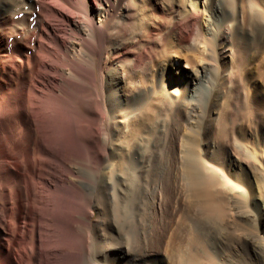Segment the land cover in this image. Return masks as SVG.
I'll list each match as a JSON object with an SVG mask.
<instances>
[{
  "label": "bare ground",
  "instance_id": "6f19581e",
  "mask_svg": "<svg viewBox=\"0 0 264 264\" xmlns=\"http://www.w3.org/2000/svg\"><path fill=\"white\" fill-rule=\"evenodd\" d=\"M42 1L0 0V264H129L120 247L109 245L108 226L94 235L90 178L106 164L101 194L111 184L115 199L120 176L113 170L136 169L142 161L100 155L96 162L93 156L157 147L171 154L163 164L144 158L147 169L141 171L147 176L161 168L163 174L149 179L155 206L163 195L171 197L169 264H264V134L259 140L236 131L231 120L216 134L192 130L196 117H205L195 105L202 95L219 100L224 94L218 46L230 52L223 22L233 18L235 0H46L49 7ZM244 8L252 26L264 24V0H246ZM55 19L65 23L69 41L49 32ZM108 22L111 33L105 31ZM234 62L230 80L238 78ZM97 65L106 91L100 99ZM125 72L126 92L119 90ZM241 90L247 91L245 83ZM252 119L248 107L246 121ZM54 173L63 176L62 184L45 181ZM228 175L245 178L246 187L238 192L243 202L235 199L231 224L213 198L214 185L228 183ZM180 192L194 215L180 212ZM247 201L256 211L251 232H258L260 242L252 256L239 247L251 213L244 211ZM141 244L132 249L150 259L151 244L144 238ZM157 258L150 260L157 264Z\"/></svg>",
  "mask_w": 264,
  "mask_h": 264
},
{
  "label": "rangeland",
  "instance_id": "374dc122",
  "mask_svg": "<svg viewBox=\"0 0 264 264\" xmlns=\"http://www.w3.org/2000/svg\"><path fill=\"white\" fill-rule=\"evenodd\" d=\"M45 1L46 0H43L42 3L44 4V6H47L48 4V7H49V4L51 3H49L48 1H46L45 3ZM204 1L205 0H199L198 4L201 5L204 3ZM245 1L246 0H235L236 9L234 10L233 14H231L230 11L228 12L232 15L233 18L230 19V21L223 22L224 26H229L228 36H229V42H230V52L228 53L222 52L221 46L220 45L218 46V49L220 51L221 75L225 76V85L222 87L224 89L223 91L224 94H222L220 98L221 100L220 99L215 100V97L211 93L210 95H208V93L205 92L202 95V99L199 100V102L195 103L196 107L199 109L198 110L199 112H201L202 110L206 111L205 117H203V120H201L200 117H196L194 121L195 125L192 128V130L200 132L202 136L206 135V133L216 134L218 132H221L220 130H222L224 127L225 128L227 127L228 125L227 123L229 122V120L234 122L236 131H240L243 133L251 132L250 134L254 133L255 136L258 137L259 140H260L259 138L260 134L261 133L262 135L264 134V24L259 22V24L256 27L252 26V24L245 17V13H244ZM2 13L3 11L1 10L0 14ZM62 14L63 15L65 14V16H67L66 13H62ZM55 20L50 21L51 23H49V26H50L49 32L53 36H56L59 40L66 39L69 41L70 40L68 39L69 31L67 30L65 23L62 22L61 20L59 21V19H55ZM230 22L233 23L234 25L233 27L230 26ZM111 25H112L111 22H108L105 25L106 32L111 33L112 31ZM107 49H108V53H106L108 54L107 58L111 59L112 50L108 46H107ZM99 60H100V56L96 57V61L99 62ZM230 62L235 63L237 67L235 69L237 71L234 69L235 71L233 72V74L235 76L238 75L237 76L238 78L234 77L231 80L229 76L227 75V73L229 72V67L231 65ZM101 67H102L101 65H97L95 69V74H94L95 75V95L99 99L101 98L102 94L103 96H105L106 94V91L104 90V88L102 89V91L100 88L101 77L98 72L101 70ZM179 67H181V69H184L183 60H179ZM125 74H126L125 76L127 79L126 82L124 83L123 80L119 82V90L124 91V92H126L129 89V85H128L129 73L125 72ZM45 81L47 84L53 83L52 82L53 80L51 78H47L45 79ZM230 82H233V83H230ZM243 83H245L247 86L246 92H243L241 90ZM226 87L228 89L230 88V92L227 93ZM129 92H132V91L130 90ZM130 96L131 95L124 96L123 97L124 102L128 101ZM146 102H147L146 100L142 101L141 105L146 104ZM231 102L235 104L233 105V103ZM228 103L232 105V109L230 105H229L230 108L227 107ZM213 107L216 109L215 114L213 112V109H214ZM248 107L251 108V112L253 115V119L251 123H248L246 121V111ZM216 118L218 119V121ZM96 121H97L96 122V126H97L99 121L98 120ZM200 123L202 124L199 125ZM186 128L187 127L184 126V128L180 131V134L183 133ZM157 132L159 133L160 139H163V137L161 136L162 134H160L159 131ZM173 140H176V142H178L179 137H176ZM263 148H264V145H263ZM257 151L256 153H254L255 155L258 154ZM94 154H96L95 156H93L96 158V159L94 158L95 161L98 159L100 155L104 157L106 156V159H108V161L111 160V158L115 161L116 160L120 161L121 159H125L128 161L132 158L142 161L136 169H133L132 167L130 168L123 167L122 169L115 168L113 170L114 175L118 174L120 176V178H115V182L117 184L116 185L117 187L115 186V190H116L115 199L112 197L113 188L111 184H109L107 188L105 187V190H104L105 196L102 195L103 186H100V183H99L100 176L99 175L100 174L102 175L103 172L105 173L108 171V169L106 168V164H101V166H99L98 168H95L96 176L95 177L93 176L94 178H92L91 176L90 178V181L92 180L91 181L92 187L94 188L93 197H92L94 207L91 209L92 215L90 216L91 225L93 226L92 228L93 229L95 228L94 235L97 236L98 234L101 233V228L108 226L106 230L108 233V237L110 239L109 245L112 246L113 248L120 247L123 254L125 255V259L129 262V264H155L151 261L155 256H157L158 257L157 259L160 260L157 264H169V249H170V244H171L170 232H171V223H172L171 222V202H170L171 197L168 198V195L167 196L163 195V199L160 202L161 205L158 207L155 206L154 204L155 199H153L154 196L152 194L153 186L149 183L150 181L149 179H151L150 177L154 178L155 175L163 174V173L160 170L161 168H159L157 173L153 169V171H151L150 173L148 172L149 174L145 176L141 170L147 169L144 167V164H145L144 158L147 157V160L159 159L160 164H163L164 162L163 159H165L167 154L169 156L171 154V151L167 149L162 150V148L157 147L156 149L154 148L153 150L148 151V152L146 149L145 152L143 153L142 151L141 152L139 151L138 153H135V154L130 153V152L128 153L126 151L115 152V153L106 151V152H103V154L102 152H99V154L96 152ZM129 156H131L132 158ZM104 167H105V170H104ZM126 168L128 169V171ZM131 168L133 169V171ZM119 171L122 173L120 174ZM239 171H240V168H239ZM226 172L227 174L229 173L227 170ZM251 172L252 171L247 170V173L251 177H253V179L258 177V176H255V174ZM54 174L50 175L48 178L46 176L47 180L45 179V181L53 185H56V184L59 185V183H61L60 181H63L64 178L60 174H57L58 176ZM224 174H225V171H224ZM235 178H236L235 176L228 175V178H227L229 181L228 183L226 184L219 183V184L214 185L213 187L214 188L213 192L214 194L216 193V195L213 198H215V200L220 201L219 203H221L222 206L225 207V215L223 216L222 219L223 221H228L230 224L235 219L233 212H232L233 209L236 207V205H234L235 199L236 200L238 199V201L242 200L239 197L238 192L242 191L243 189L246 190V187L244 186L245 178L239 179V180ZM163 186L166 190H168L170 187L169 186L167 188L166 185H163ZM101 191H102V194H101ZM108 193H110V196ZM99 195L100 196L102 195V196L99 197ZM184 200H185V195H183V193L180 192V197H179L180 212L181 213L188 212L191 216L194 215L195 208L194 207L192 208V206L188 208ZM241 202H243V200ZM243 205L244 206L248 205L247 208L249 207L251 211L249 209H246V207L244 211L251 212V213L248 212L251 216L248 215V219H249L248 222L246 221V223L242 225V229L245 232L243 234L244 243L240 244L239 247L242 248L243 251H245L243 253H246L247 256H252V253H251L252 247L260 243L258 239L255 240L256 235H257V238L259 237L258 232L256 231H255L256 233L251 232L252 228H254L252 229V231L255 230V225H254L255 223L254 221H252L254 218L252 217H255L256 211H255V208L252 206V204H250L248 201L246 205L245 204ZM244 206H242V204L241 206L239 205V207H242V209ZM187 208L189 211H187ZM97 219H99L100 222L97 221ZM96 222L97 224L95 225ZM260 224L261 225L264 224V217L262 218V222H260ZM143 238H144V241H149V243L151 244L153 248L150 251V253L152 254V256L150 257L151 260L148 257H145L143 253H140L137 250L132 249L136 247V244L137 246L138 244L139 246H141L142 245L141 243L143 242ZM252 242L254 244H252ZM127 252H128V255H127ZM110 264H112V262H110Z\"/></svg>",
  "mask_w": 264,
  "mask_h": 264
}]
</instances>
